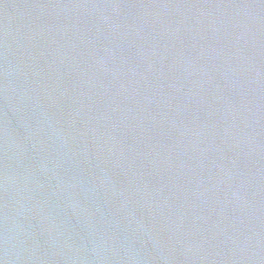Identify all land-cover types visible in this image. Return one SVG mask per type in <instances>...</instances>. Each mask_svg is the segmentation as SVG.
<instances>
[{
    "label": "water",
    "instance_id": "1",
    "mask_svg": "<svg viewBox=\"0 0 264 264\" xmlns=\"http://www.w3.org/2000/svg\"><path fill=\"white\" fill-rule=\"evenodd\" d=\"M0 264H264V76L221 0H0Z\"/></svg>",
    "mask_w": 264,
    "mask_h": 264
}]
</instances>
